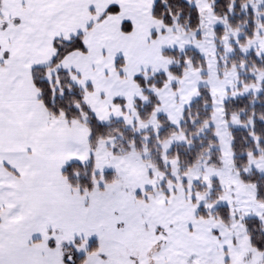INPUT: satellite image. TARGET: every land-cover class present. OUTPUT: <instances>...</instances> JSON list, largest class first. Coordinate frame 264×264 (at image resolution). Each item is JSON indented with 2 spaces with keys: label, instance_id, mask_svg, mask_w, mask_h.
Here are the masks:
<instances>
[{
  "label": "snow or ice",
  "instance_id": "1",
  "mask_svg": "<svg viewBox=\"0 0 264 264\" xmlns=\"http://www.w3.org/2000/svg\"><path fill=\"white\" fill-rule=\"evenodd\" d=\"M0 264H264V0H0Z\"/></svg>",
  "mask_w": 264,
  "mask_h": 264
}]
</instances>
